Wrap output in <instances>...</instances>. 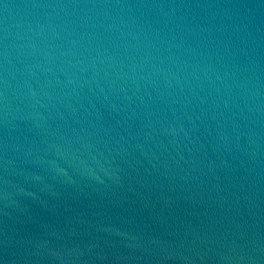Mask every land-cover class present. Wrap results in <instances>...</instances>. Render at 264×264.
<instances>
[{
  "label": "water",
  "instance_id": "95a60500",
  "mask_svg": "<svg viewBox=\"0 0 264 264\" xmlns=\"http://www.w3.org/2000/svg\"><path fill=\"white\" fill-rule=\"evenodd\" d=\"M0 264H264V0H0Z\"/></svg>",
  "mask_w": 264,
  "mask_h": 264
}]
</instances>
